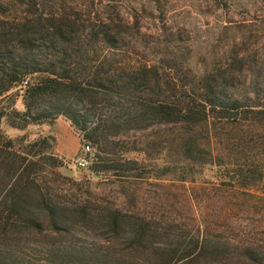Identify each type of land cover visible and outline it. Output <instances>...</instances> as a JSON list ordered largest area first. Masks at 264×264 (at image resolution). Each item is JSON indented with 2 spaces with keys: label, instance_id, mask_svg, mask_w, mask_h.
Here are the masks:
<instances>
[{
  "label": "trees",
  "instance_id": "obj_1",
  "mask_svg": "<svg viewBox=\"0 0 264 264\" xmlns=\"http://www.w3.org/2000/svg\"><path fill=\"white\" fill-rule=\"evenodd\" d=\"M169 8L0 0V118L22 128L63 114L93 142L103 131V170L179 190L151 209L132 190L118 201L83 196L33 171L31 147L44 137L20 149L0 132V264H264V81L256 72L245 81L264 64V47L255 34L232 37L220 59L186 64L189 77L179 78L148 49L173 34ZM101 108L86 123L82 111ZM147 129L123 149L137 155L113 163L109 137Z\"/></svg>",
  "mask_w": 264,
  "mask_h": 264
},
{
  "label": "rangeland",
  "instance_id": "obj_2",
  "mask_svg": "<svg viewBox=\"0 0 264 264\" xmlns=\"http://www.w3.org/2000/svg\"><path fill=\"white\" fill-rule=\"evenodd\" d=\"M168 5L170 7L168 15L172 25L170 30L173 34L169 35L167 30H164L160 38L164 37L165 41L159 42L157 46H150L148 49L156 51V55L168 63H173L179 78L185 75L186 78L189 77L188 74H184L186 64L191 69L201 68L207 66L211 59H220L224 55L227 42L232 37L250 34L254 36L255 34L259 41L258 45L264 47L262 43L264 42V24H262L264 18L258 17L264 15V0H168ZM241 22L246 25L242 26ZM248 23L251 24L247 25ZM224 24L226 27H223ZM148 45L152 44L149 42ZM255 72L258 80L264 81V64L258 71L254 69L250 72L246 71L245 81ZM17 89L13 87L8 93H13L12 106L14 109L21 110V97L19 94H14L16 91L21 92ZM72 102L80 109L81 103H76L75 100ZM95 110L82 111L86 123L96 117L98 112L103 113V108L97 112ZM78 113H81L80 110ZM148 131V129L128 131L126 135L109 137V139L113 138V143L107 144L106 147L108 152L116 157L113 163L119 166L123 156L137 155L133 150L123 149L134 145L133 141L141 138L142 134ZM0 132L5 137L11 138L14 141V147L20 149H28L27 142L44 137L43 142L31 147L32 151H37L39 155V159L33 165V171L52 178L60 187H67L83 196L103 197L118 201L125 190H132L140 198L141 202L137 203L138 207L151 209L152 206L155 207V197H166L171 190L179 191L177 188H167L166 179L159 180L162 185L151 177L129 184L128 181H123L121 176L114 174L120 173L121 169L103 170V161L100 163L101 166H98L96 159L97 155L101 157L107 155L103 153V131L102 141L93 142L84 136L83 130L75 127L60 113L50 121L30 122L22 128L9 125L7 118L3 116L0 118ZM85 142L91 147V160L86 167L81 168L73 163V159ZM160 153L163 155L165 151L161 150ZM52 163L55 164L52 165ZM146 164L145 173L148 175L154 164V158L151 155L147 158ZM83 239L88 240L89 238Z\"/></svg>",
  "mask_w": 264,
  "mask_h": 264
},
{
  "label": "built area",
  "instance_id": "obj_3",
  "mask_svg": "<svg viewBox=\"0 0 264 264\" xmlns=\"http://www.w3.org/2000/svg\"><path fill=\"white\" fill-rule=\"evenodd\" d=\"M90 145L89 143L85 142L82 144L79 152L76 154V156L73 159V163L78 166V167H86L90 160H91V155H90Z\"/></svg>",
  "mask_w": 264,
  "mask_h": 264
}]
</instances>
